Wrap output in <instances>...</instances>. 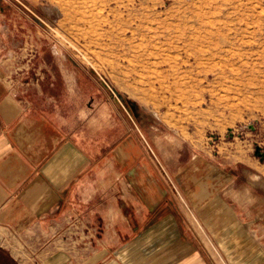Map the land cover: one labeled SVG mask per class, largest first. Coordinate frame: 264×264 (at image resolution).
Returning a JSON list of instances; mask_svg holds the SVG:
<instances>
[{
	"label": "crops",
	"instance_id": "obj_1",
	"mask_svg": "<svg viewBox=\"0 0 264 264\" xmlns=\"http://www.w3.org/2000/svg\"><path fill=\"white\" fill-rule=\"evenodd\" d=\"M18 13L0 0V233L10 257L18 264H220L223 256L228 264H264V192L255 177L238 185L233 172L199 154L160 148L165 176L108 113L99 125L78 126L76 110L38 80L13 88L8 79L26 38L13 29ZM62 82L69 92L76 86Z\"/></svg>",
	"mask_w": 264,
	"mask_h": 264
},
{
	"label": "rangeland",
	"instance_id": "obj_2",
	"mask_svg": "<svg viewBox=\"0 0 264 264\" xmlns=\"http://www.w3.org/2000/svg\"><path fill=\"white\" fill-rule=\"evenodd\" d=\"M8 1L22 12L14 32L26 35L13 88L38 80L78 126L108 113L165 176L160 148L199 154L238 185L255 177L264 192L254 155L264 153V0ZM63 78L76 81L71 92ZM9 249L0 233V264H18Z\"/></svg>",
	"mask_w": 264,
	"mask_h": 264
},
{
	"label": "water",
	"instance_id": "obj_3",
	"mask_svg": "<svg viewBox=\"0 0 264 264\" xmlns=\"http://www.w3.org/2000/svg\"><path fill=\"white\" fill-rule=\"evenodd\" d=\"M254 155L256 157H259L260 160H262L264 158V153L261 151V149L259 147H256L255 148V152H254Z\"/></svg>",
	"mask_w": 264,
	"mask_h": 264
},
{
	"label": "built area",
	"instance_id": "obj_4",
	"mask_svg": "<svg viewBox=\"0 0 264 264\" xmlns=\"http://www.w3.org/2000/svg\"><path fill=\"white\" fill-rule=\"evenodd\" d=\"M197 222H195V224H196ZM203 233V232H202ZM202 233H200L201 235H202ZM205 236V235H204ZM212 247V246H211ZM214 249V248H213ZM221 260V262H222V264H225L224 263V261L222 260V259H220Z\"/></svg>",
	"mask_w": 264,
	"mask_h": 264
},
{
	"label": "trees",
	"instance_id": "obj_5",
	"mask_svg": "<svg viewBox=\"0 0 264 264\" xmlns=\"http://www.w3.org/2000/svg\"><path fill=\"white\" fill-rule=\"evenodd\" d=\"M9 262H13V261H12V259H10V261H9Z\"/></svg>",
	"mask_w": 264,
	"mask_h": 264
}]
</instances>
